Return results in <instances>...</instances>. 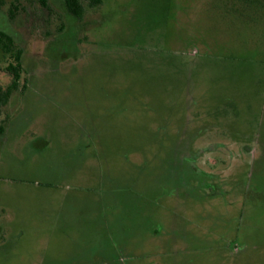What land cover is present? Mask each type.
<instances>
[{
  "label": "rangeland",
  "instance_id": "374dc122",
  "mask_svg": "<svg viewBox=\"0 0 264 264\" xmlns=\"http://www.w3.org/2000/svg\"><path fill=\"white\" fill-rule=\"evenodd\" d=\"M81 2L0 5V264H264V0Z\"/></svg>",
  "mask_w": 264,
  "mask_h": 264
},
{
  "label": "trees",
  "instance_id": "16d2710c",
  "mask_svg": "<svg viewBox=\"0 0 264 264\" xmlns=\"http://www.w3.org/2000/svg\"><path fill=\"white\" fill-rule=\"evenodd\" d=\"M65 3V6L67 10L74 16L80 18L83 15L84 7L82 5L81 0H63ZM257 3L261 2V0H247V3ZM3 4V0H0V5ZM13 14V13H12ZM8 40V44H11L14 42L13 38L4 30H0V41L1 40ZM7 45V44H6ZM7 49L10 51V47L7 45ZM21 50H17L14 54V62L10 63L8 66V71L13 76L14 80L12 82V85L9 86L7 89L4 90L2 85L0 84V102H6L11 95L13 89L15 88L17 84V80H19L21 70H22V64H21Z\"/></svg>",
  "mask_w": 264,
  "mask_h": 264
}]
</instances>
